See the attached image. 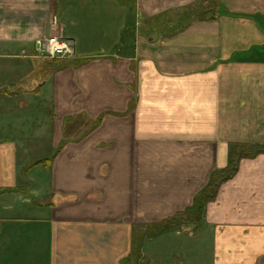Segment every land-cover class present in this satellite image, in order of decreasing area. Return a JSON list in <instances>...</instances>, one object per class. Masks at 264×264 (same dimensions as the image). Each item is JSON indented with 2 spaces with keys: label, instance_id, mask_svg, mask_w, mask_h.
Wrapping results in <instances>:
<instances>
[{
  "label": "crops",
  "instance_id": "obj_1",
  "mask_svg": "<svg viewBox=\"0 0 264 264\" xmlns=\"http://www.w3.org/2000/svg\"><path fill=\"white\" fill-rule=\"evenodd\" d=\"M0 264H264V0H0Z\"/></svg>",
  "mask_w": 264,
  "mask_h": 264
},
{
  "label": "trees",
  "instance_id": "obj_2",
  "mask_svg": "<svg viewBox=\"0 0 264 264\" xmlns=\"http://www.w3.org/2000/svg\"><path fill=\"white\" fill-rule=\"evenodd\" d=\"M59 65L63 68V67L70 65V62L60 61ZM244 157L245 156H239V155L232 156L228 169L221 173L215 174L212 177L210 185L197 199H195L193 207L165 221L163 223V226L161 225L159 229H162L165 227L172 228V227H178L182 225L198 224V222L200 221L203 215V211H204L206 204L214 200L216 192L219 189L220 184L235 174L239 160Z\"/></svg>",
  "mask_w": 264,
  "mask_h": 264
},
{
  "label": "built area",
  "instance_id": "obj_3",
  "mask_svg": "<svg viewBox=\"0 0 264 264\" xmlns=\"http://www.w3.org/2000/svg\"><path fill=\"white\" fill-rule=\"evenodd\" d=\"M38 52L48 59H72L75 55L73 42L59 31L55 36L38 42Z\"/></svg>",
  "mask_w": 264,
  "mask_h": 264
}]
</instances>
